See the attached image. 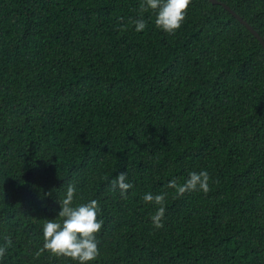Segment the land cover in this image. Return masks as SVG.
I'll list each match as a JSON object with an SVG mask.
<instances>
[{
	"label": "trees",
	"instance_id": "trees-1",
	"mask_svg": "<svg viewBox=\"0 0 264 264\" xmlns=\"http://www.w3.org/2000/svg\"><path fill=\"white\" fill-rule=\"evenodd\" d=\"M216 1L264 40V0ZM141 2L0 0V264H76L37 256L70 183L104 221L90 264H264V48L209 0L174 34ZM202 171L207 194L167 188Z\"/></svg>",
	"mask_w": 264,
	"mask_h": 264
},
{
	"label": "clouds",
	"instance_id": "clouds-1",
	"mask_svg": "<svg viewBox=\"0 0 264 264\" xmlns=\"http://www.w3.org/2000/svg\"><path fill=\"white\" fill-rule=\"evenodd\" d=\"M190 4L191 0H142L139 10L141 13L153 11L156 14V27L165 33L174 34L184 22ZM131 23L134 24L136 32H142L146 28L142 18ZM120 30H127V26H122ZM209 180L210 177L206 171L191 172L183 184L172 179L167 184V188L175 189L176 197L195 191L207 194L211 190ZM132 187L133 185L127 181L125 172L111 181V190H119L121 197L124 198ZM76 193L75 185L70 183L64 198L59 202L58 219L45 221L43 225V247L37 252V256L43 251H48L56 257L75 261L76 264H90L99 257L97 234L104 223L97 218L100 213L99 202L92 199L87 203L76 205L74 204ZM167 195L166 192L157 195L146 193L143 197L146 203L159 206L155 214L151 216V223L157 230L164 227ZM9 244L10 241H6L3 246H0V258L6 254Z\"/></svg>",
	"mask_w": 264,
	"mask_h": 264
},
{
	"label": "water",
	"instance_id": "water-1",
	"mask_svg": "<svg viewBox=\"0 0 264 264\" xmlns=\"http://www.w3.org/2000/svg\"><path fill=\"white\" fill-rule=\"evenodd\" d=\"M210 3L213 5H220L224 7L226 11H228L232 16H234L243 26L247 28V30L254 35V37L260 42L262 47L264 48V40L261 38V36L250 26L248 25L242 18H240L238 15H236L228 6L224 5L221 2H218L216 0H209Z\"/></svg>",
	"mask_w": 264,
	"mask_h": 264
}]
</instances>
